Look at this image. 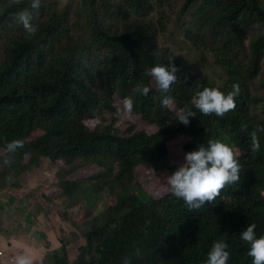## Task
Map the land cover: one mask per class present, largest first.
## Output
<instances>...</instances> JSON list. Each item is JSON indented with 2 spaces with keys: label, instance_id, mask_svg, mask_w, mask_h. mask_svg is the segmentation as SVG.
<instances>
[{
  "label": "trees",
  "instance_id": "1",
  "mask_svg": "<svg viewBox=\"0 0 264 264\" xmlns=\"http://www.w3.org/2000/svg\"><path fill=\"white\" fill-rule=\"evenodd\" d=\"M71 1L61 6L60 0H40L39 8H32V0H0V194L11 205L16 196L10 191L49 159L67 168L55 197L43 190L50 205L65 206L66 213L73 206L58 199L67 202L81 194L86 200L103 190L119 197L124 212L106 216L103 224H97L99 217L83 220L90 227L73 263L64 251L47 252L34 264H197L217 240L228 244V264H252L241 232L255 223L257 238L264 235V141L258 132L260 150L253 153L250 138L259 126L250 117L252 90L260 82L264 88V0H183L182 16L198 4L183 19L154 13L173 0ZM23 10L32 13L34 34L18 20ZM173 25L186 50L175 39L167 44L169 36H176ZM251 35L257 39L245 50ZM196 53L224 70L219 87L210 75L184 65ZM170 56L178 68L171 89L174 107L191 108L197 115L188 125L162 107L153 78L146 74ZM234 84L240 89L237 110L220 117L195 109L197 91L210 87L227 94ZM138 85L152 89L144 96L134 91ZM126 97L133 100L131 112L124 110ZM104 110L110 115L101 126ZM242 125L247 129L242 131ZM16 139L24 141L23 147L9 151L8 143ZM210 139L232 145L241 166L240 180L225 187L217 202L189 210L171 193L168 176L138 175L169 158L182 162L186 152ZM5 159L10 163L5 165ZM79 159L94 164L104 159L97 164L100 173L67 179ZM142 192L162 198L155 194L159 199L152 196L140 204ZM36 204L43 208L49 203ZM59 215L64 222L54 224L58 232L66 220L79 224L75 216ZM179 233L192 240L186 247ZM165 236L171 237L165 241Z\"/></svg>",
  "mask_w": 264,
  "mask_h": 264
},
{
  "label": "clouds",
  "instance_id": "2",
  "mask_svg": "<svg viewBox=\"0 0 264 264\" xmlns=\"http://www.w3.org/2000/svg\"><path fill=\"white\" fill-rule=\"evenodd\" d=\"M199 2L201 3L202 0H199ZM39 6L40 0H32V8H39ZM183 6V0H173L171 4H169L168 2H164L163 5L154 13L157 15L163 13L169 17L180 19L184 10ZM197 6L198 4L193 5L188 10V13H193L196 10ZM18 20L23 25V28L26 30V32L34 34L37 31L36 26L32 23L31 12L27 10L21 11L18 14ZM179 48L185 49L184 47ZM173 60L174 56H170L167 60V63L157 64L151 67L147 70L146 74L153 78L155 92L161 95L162 107L174 110L176 112V120L178 122L183 123L184 125H188L190 123L189 118L195 117L197 115L196 112L193 111L191 108L176 109L174 107V98L171 95V89L172 85L178 82V78L176 75L178 68L173 63ZM215 64L217 63L215 62ZM219 68L221 67L219 66ZM255 85H258V87L264 92V88L262 87L261 82L256 83ZM150 89L152 88L148 86L138 85L134 91L144 96H147L150 92ZM239 91L240 89L238 84H234L233 90L228 92L227 94H225L218 88L204 87L203 90L196 92L193 98V104L195 109L199 110V112L204 116L215 114L217 116L223 117L226 113L233 111L234 109L237 110L235 97L239 95ZM253 100H255L254 96ZM132 108L133 100L130 97H126L124 99V110L126 112H131ZM107 113L109 114V111L104 110L103 120L102 122H100V125L102 124L101 126H106L108 123V117L110 114L108 115ZM113 115L118 116V113ZM250 117L254 119H260V115L257 113L256 103L252 104V109L250 110ZM246 129L247 125L241 126L242 131ZM262 131H264V127H260L259 122V126L253 129L250 133L251 151L253 153H256L260 150L258 132ZM23 144V140L16 139L9 142L7 148L9 151L14 152L17 148L23 147ZM0 152H2V150H0ZM102 160L103 159L98 160L96 164H92L85 168L90 172L94 173L95 176L101 171L100 168L97 167V164L101 163ZM82 161H84V159L78 160L79 163H81ZM169 161L170 165L176 164V162L172 161V159L170 158ZM9 163L10 161L8 159L4 160L5 165ZM73 168L77 170L76 163ZM240 168L241 166L238 162L236 151L232 145L225 143L219 139H210L208 140L206 145L200 144L197 149L185 153L184 162L179 167H177L171 175L167 177V183L170 186L171 193L176 198L183 200L189 210H195L201 208L205 203H214L217 202L220 198H222L223 194L227 190L225 187L233 185L240 180ZM104 192L105 191L102 190L93 191L91 196L97 195L99 193L104 194ZM12 194L16 196L14 201L19 198V196H17L15 193L12 192ZM155 194L156 193H154L152 196L157 197L156 195L158 194ZM110 196L113 195H110L108 193L106 195V198ZM158 197L162 198L161 195H158ZM4 198L5 196L0 194V206H3V210L1 211V213L6 210L7 207H10L12 203H14L13 201L11 205H8L6 202L3 201ZM84 201L85 199L81 195V203ZM118 201L119 197L117 196V201L115 205L110 206L109 209H112V207L115 206H118V208L121 209L122 205H120ZM35 208L42 209L38 205ZM109 209L108 212L100 216V218L103 219V223L105 221L106 216L115 217L110 214ZM21 212L25 213L26 210H21ZM61 222H64V219L61 218ZM7 223L8 221H5V224ZM41 224H44L42 227L48 226L49 230H44H53L56 233H61L63 235L66 234L65 232H62V230L59 232L56 231L54 229L55 223L53 222ZM64 226L74 230V227L70 225L67 220L65 221ZM256 227L257 225L255 223L248 224L247 227L241 232V239L242 241L250 245L248 255L252 258V264H264V235H261L259 238H257L255 231ZM38 229H40V227H38ZM170 237L171 236H165V241H167ZM177 237L180 240L182 247H186L188 243L192 241L191 239L186 238L180 233ZM19 238L27 242V237L22 238L20 236ZM60 238L64 240V242L59 239L58 235L61 250L54 252L57 254L67 252L65 249L66 240L64 237ZM227 249L228 244L225 241L217 240L213 243L210 251L207 253V258L202 261H198L197 264H228L230 253ZM0 252L3 253V256H0L1 264H34L35 261L43 258L47 253L40 252V248L33 247V245L31 243L28 244V242L27 246L24 248H19V251H13V253L9 254L5 253L2 250ZM67 258L69 262H74L70 261L68 253ZM125 264H128V262L126 261Z\"/></svg>",
  "mask_w": 264,
  "mask_h": 264
},
{
  "label": "rangeland",
  "instance_id": "3",
  "mask_svg": "<svg viewBox=\"0 0 264 264\" xmlns=\"http://www.w3.org/2000/svg\"><path fill=\"white\" fill-rule=\"evenodd\" d=\"M68 1L71 0H60L61 6L63 4H68ZM72 2V1H71ZM195 9V8H194ZM190 13L187 12L186 15H189ZM186 15L181 16V18H185ZM178 28L176 25H173L172 31L175 32L176 36H169L167 40L168 45H173V40L175 39L177 42V46L183 48L184 45L181 44L179 36H178ZM257 37L254 35H251L249 39V45L246 47L245 50L250 49L251 42L256 41ZM186 50V49H182ZM174 52L179 57L182 56V52L178 50L177 48L174 49ZM204 58H208L205 55H202L200 53H196V56H193V59H185L183 61L184 65H189L188 67H191L192 69L198 71V73H205L210 75L214 81L217 83V87L221 85V78L225 75L224 70L219 68L214 61L212 60H204ZM243 58V57H242ZM248 58L249 57H245ZM244 59V58H243ZM246 60V59H245ZM249 61V60H247ZM263 91L258 87L254 86L253 88V96L256 103L257 113L260 115V127H264L263 119H264V96ZM108 114V113H107ZM109 115V114H108ZM152 130H155L152 128ZM260 140L264 141V131L260 132ZM104 161V159L101 161V163ZM182 162L176 163V164H168L166 162L159 163V167L155 168H145L138 173L139 176L147 178H152L154 176H169L172 174V172L179 167ZM94 164L92 161L84 160L81 163L78 161L76 162L77 171L72 173L70 176H68L69 179H82L86 177H93L94 173L87 170L85 167L90 166ZM96 164V163H95ZM67 174V169L64 166H61L59 164H55L51 162L49 159L44 160V166L40 167L37 170H34L31 174L25 177V182L23 179V184L20 186L15 187L13 190L10 191V193H15L19 198H17L14 203L10 207H7L6 210H4L2 213L0 212V233L4 232L9 234L13 237H22L26 238V241L28 244H32L33 247L40 248L37 242V238H40V235L44 232V230L41 227V223H57L58 221H61L59 213H61L62 216L72 217L75 216L79 224L73 225L74 230L69 229V227L64 226L62 232H65L66 234L63 235L61 233H57L60 237L65 238V249L69 255L70 261H75L79 255L80 252V246L85 243L83 234L89 230L90 224L86 226L83 220H89V218H93L97 220L99 217V220L97 224L103 223V219L100 218V216L106 212H108V209L110 206L115 205L117 201L116 196H110L106 198V195L109 193L108 191H105L104 194H97L94 196H90L87 198L84 202L81 203V194L76 199H69L70 202H65L64 199L60 198L58 199V202L65 203L66 205H72L73 208L67 211L66 213H63L65 210V206H52L50 205V202L48 199L44 198L45 194L43 190L45 188L48 189L49 193H52L55 197V194L59 192V178L62 175ZM142 182V181H141ZM145 186L142 188L144 189ZM145 190V189H144ZM103 191V190H102ZM64 196L63 194H61ZM47 197V195H45ZM66 197V196H65ZM151 195L147 194V192L141 193V203H146L147 201L151 200ZM49 203L43 206L42 209L34 208V203ZM79 203V204H78ZM52 208L54 213H51L50 216L47 215V210ZM21 210H26L25 213L21 212ZM30 210H32L33 216H30ZM110 214L112 216H119L124 212V209H119L118 206L112 207V209H109ZM56 213V214H55ZM36 218V219H35ZM5 221H8L7 224H5ZM68 223H70V220H67ZM38 227H41V229H38ZM49 234L51 236L54 235L51 231H49ZM20 235V236H19ZM1 238V235H0ZM27 242L23 241L19 238V245H16L14 248H24L27 246ZM35 242V243H33ZM44 248H48V246H44ZM10 253H13L12 249H6ZM57 251H60L61 248L56 249ZM56 251V252H57ZM20 258V257H19ZM1 264V262H0Z\"/></svg>",
  "mask_w": 264,
  "mask_h": 264
},
{
  "label": "crops",
  "instance_id": "4",
  "mask_svg": "<svg viewBox=\"0 0 264 264\" xmlns=\"http://www.w3.org/2000/svg\"><path fill=\"white\" fill-rule=\"evenodd\" d=\"M44 224H41V227ZM40 227V229H41ZM42 229H48V226L42 227ZM44 230V232L40 235V238H37L38 246L40 247V252H55L56 249L60 248V242L58 240V235L55 231L51 230L54 233L53 236L49 234V231ZM0 251H4L5 253L9 254L10 252L6 249H14L13 251H19V247L14 248L16 245H19V237L10 236L7 233L1 232L0 233ZM35 243V242H33ZM44 246H48V248H44Z\"/></svg>",
  "mask_w": 264,
  "mask_h": 264
},
{
  "label": "built area",
  "instance_id": "5",
  "mask_svg": "<svg viewBox=\"0 0 264 264\" xmlns=\"http://www.w3.org/2000/svg\"><path fill=\"white\" fill-rule=\"evenodd\" d=\"M0 256H3V253L2 252H0Z\"/></svg>",
  "mask_w": 264,
  "mask_h": 264
}]
</instances>
